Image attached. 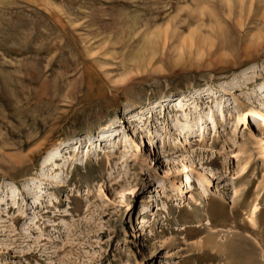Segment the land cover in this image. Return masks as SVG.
I'll return each mask as SVG.
<instances>
[{"label":"rangeland","instance_id":"374dc122","mask_svg":"<svg viewBox=\"0 0 264 264\" xmlns=\"http://www.w3.org/2000/svg\"><path fill=\"white\" fill-rule=\"evenodd\" d=\"M261 85L264 0H0V264H264ZM199 90L224 106L199 147L169 106L127 124Z\"/></svg>","mask_w":264,"mask_h":264},{"label":"bare ground","instance_id":"6f19581e","mask_svg":"<svg viewBox=\"0 0 264 264\" xmlns=\"http://www.w3.org/2000/svg\"><path fill=\"white\" fill-rule=\"evenodd\" d=\"M259 88H260V90L255 93V97H260L261 95L264 94V86L261 85ZM195 94H196V96H195ZM204 95H206V98H205L206 106H207V108L209 109V112H210V116L208 118H206V120L200 119V113H201L200 106L202 105V102L198 101V100H200V98L202 96L204 97ZM221 101H222V98L221 97L217 98V96H216V94L214 92H212V91L208 92V90H199V91H196V92H194L193 94H191L189 96L188 95L187 96H183V97L179 96V97H177V98H175L173 100L172 99L171 100L170 99L164 100L162 102L156 103L155 106L149 107L148 109H145V110L139 109V112L137 114L129 113V117L127 118L126 121H127V124L128 123L132 124L134 122V121H129V120L139 121V123L137 124L136 127H134L132 125H130V126L132 128H137V130H140L139 134L142 135V134L145 133L147 127L150 126V123L148 122V120L153 118L156 114H159L160 118H164L165 109H167L165 107L169 106L170 109L176 110V113H178V114L181 113L180 115L184 119V122H183L184 125L182 126L181 130H179L181 136L180 135H176L177 139H179L182 142V145H185L186 142H187V145H188L189 141H190V138L188 137V134H190V136L193 134L192 135V137L194 138L193 139L194 140L193 143H195V145L199 147L201 144H203L205 142L206 136L208 137V135H210V132L208 133V128L209 127L212 129L211 130V134H213L215 129L217 130L216 122L213 119L214 116H216V114H217L220 118H223L224 106L221 105ZM212 104L214 105V107L217 110L216 109L215 110L212 109V107H211ZM247 112L257 122L256 125H255V128H256L257 136L259 137L260 144H261V142H262L261 139L264 138V104L260 108L252 109V110H249ZM229 117H230V112H229ZM191 120L195 121L194 128L196 127L195 128L196 131H194V128H192V126L190 127L188 125ZM197 121L200 122L199 125L197 124L198 123ZM259 121H261V123L263 125H260L258 123ZM207 122H209V124L206 125ZM141 123H143V125H144V123H146L147 126L144 128L145 125L144 126L142 125V127H141L140 126ZM208 125H209V127H208ZM110 127L111 126L107 127L106 130L104 131V133L109 132L108 130L110 129ZM195 133H197V137L194 136ZM214 135H215V133H214ZM110 136H112V135L102 136L101 139H104L105 142H107L108 141L107 138L110 137ZM114 139L115 140L117 139L118 143H119V138L117 136V137L112 138V142H113L112 144H114ZM159 139H160V137H159ZM89 145H92L91 141H90V139H86L83 142L81 140H78V141L76 140V142L73 145V149L70 148L69 146H56L49 153H47L45 155V157L42 159V161H41V163L39 165L40 170L43 171L44 169L49 168V169H51L53 171V174L56 173L54 175V178H59L61 168H60L59 164L57 163L56 158L57 157H62V155L64 156V154H62V153L65 152L68 155V160L72 161V163H74L76 161V157H77L78 153L79 154L82 153V149L86 146V150L84 152V159H85V162H86L89 159V150H88V148L90 147ZM97 147L99 149L101 147V143H99ZM189 149H190V147L188 148V150ZM106 150H107L106 148L102 149V151H104V152ZM106 153H108L110 157L112 156L111 155L112 153H110V151H108ZM211 165L212 164H210V166ZM208 174L206 172H203V173H201V175L199 177H196L195 179H197V181L199 183L200 182L201 183L202 182H206L207 183L208 179H209V178H207ZM189 180H190L189 183L186 186H184V187L186 188L187 186H189V190H188L189 193H191V194L194 193L195 194V189H194V185H193L194 179L193 178H189ZM179 190H181V193L183 192V194L186 191V189H184L183 187H180ZM40 194H42V191H41V189L37 188V193L34 194V198L36 200H39L40 199ZM37 195H39V196H37ZM205 195H206L205 191H201L200 193L197 194L198 197L203 198L205 201H208V198ZM182 196H184V195H182ZM44 198H45V204L47 206H50V198L48 199L46 196ZM189 198H190L191 201H195V198L193 196H190ZM15 200H16L15 198H13V200H11L12 207L15 206V203H14ZM181 205H183V203ZM255 219H256V207H254L251 210L249 220H250L251 223H253L255 221Z\"/></svg>","mask_w":264,"mask_h":264}]
</instances>
